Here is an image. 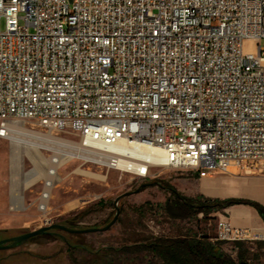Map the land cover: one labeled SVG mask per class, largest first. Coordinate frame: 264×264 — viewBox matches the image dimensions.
Instances as JSON below:
<instances>
[{
	"label": "built area",
	"instance_id": "built-area-1",
	"mask_svg": "<svg viewBox=\"0 0 264 264\" xmlns=\"http://www.w3.org/2000/svg\"><path fill=\"white\" fill-rule=\"evenodd\" d=\"M262 41L264 0H0V139L43 168L42 221L70 161L264 175ZM252 238L219 218L217 239Z\"/></svg>",
	"mask_w": 264,
	"mask_h": 264
},
{
	"label": "rangeland",
	"instance_id": "rangeland-1",
	"mask_svg": "<svg viewBox=\"0 0 264 264\" xmlns=\"http://www.w3.org/2000/svg\"><path fill=\"white\" fill-rule=\"evenodd\" d=\"M1 28H4L3 22ZM261 45L264 47V41ZM61 135L64 136V134ZM13 149L8 141L0 139V230H4L0 233L2 238L71 219H74L75 224L82 228L105 226L116 213L115 199L127 191L146 185L140 191L126 195L120 200L118 219L108 230L81 234L58 230L59 237L53 234L39 235L17 247L3 249L0 252V264H74L72 260L74 258L80 264H93V260L98 258L97 263L103 262L105 255L106 259L110 260L108 264H160L161 261L147 251L140 253L111 251L109 255L105 252L109 247L120 248L157 236L183 237L196 234L210 236L213 242H221L223 250L237 258V243L217 239L218 221L223 216V209L209 214L199 213L185 219H173L168 217L161 208V205L171 196V192L157 185L156 182L167 187L171 185L185 196L197 197L202 194L198 191L202 176L196 172L161 168L157 176L142 178L114 169H98L90 164L70 161L60 170V178L53 190L48 213L50 221L46 223L42 221L41 214L33 203L41 188V176L37 177L38 180L31 187L28 185L25 187L23 186L25 184L20 183L21 187L19 184L27 208L21 211H12L9 208ZM22 164L25 171L32 168L27 156H22ZM231 172L244 173L239 168L232 167L230 172L205 174L203 179L229 176ZM203 190L214 196L225 195L224 192L216 191L205 182ZM256 232L262 235L258 236ZM65 238H69L81 247L75 246L70 250ZM244 243L250 250L245 262L264 264V229L253 231V238L245 240ZM83 246L91 250H101L100 254L104 255L98 257L97 254L89 253Z\"/></svg>",
	"mask_w": 264,
	"mask_h": 264
},
{
	"label": "trees",
	"instance_id": "trees-1",
	"mask_svg": "<svg viewBox=\"0 0 264 264\" xmlns=\"http://www.w3.org/2000/svg\"><path fill=\"white\" fill-rule=\"evenodd\" d=\"M169 185V184H168ZM167 187V185H166ZM171 196L161 205L163 212L173 219H185L192 215L199 213L209 214L212 211L225 209L234 205H247L254 207L264 221V204L247 199V198H211L203 194L197 197H189L181 194L175 187ZM75 220H65L62 223L67 226L82 228L75 224ZM4 230H0V233ZM37 237V236H36ZM35 238V237H33ZM31 238V239H33ZM2 239V237H0ZM70 250L78 246L69 238H65ZM221 242H213L210 236L195 235V236H179V237H152L151 239L137 242L132 245H124L120 248L109 247L105 254L109 252L121 251L123 253H140L147 251L156 256L161 262L160 264H248L245 261L248 259L250 253L249 248L246 247L244 241H235L237 243L238 252L237 258L228 254L220 245ZM78 247H81L80 245ZM85 247V246H83ZM91 254H97L99 257L101 250H91L85 247ZM103 251V250H102ZM106 256V255H105ZM101 263L93 260V264H108L109 259ZM74 264H80L77 259H72Z\"/></svg>",
	"mask_w": 264,
	"mask_h": 264
},
{
	"label": "crops",
	"instance_id": "crops-1",
	"mask_svg": "<svg viewBox=\"0 0 264 264\" xmlns=\"http://www.w3.org/2000/svg\"><path fill=\"white\" fill-rule=\"evenodd\" d=\"M197 174L200 175L199 173ZM200 181L198 187L199 193L206 194L210 197L247 198L264 204V175L262 174L232 173L229 176L208 179H203L202 176ZM204 182L216 191L224 192L225 195L214 196L207 194L203 190ZM223 210L224 213L222 215L228 218L234 226L248 228L252 231H256L258 228L264 229V221L254 207L234 205Z\"/></svg>",
	"mask_w": 264,
	"mask_h": 264
},
{
	"label": "water",
	"instance_id": "water-1",
	"mask_svg": "<svg viewBox=\"0 0 264 264\" xmlns=\"http://www.w3.org/2000/svg\"><path fill=\"white\" fill-rule=\"evenodd\" d=\"M157 185L167 188L170 191H174V188L171 187H166L163 186L160 182H156ZM146 184H143L141 187L137 188L136 190L133 191H127L121 195H119L116 199H115V205H116V213L113 217V219L106 224L105 226L102 227H86V228H76V227H72V226H67L63 223L60 222H54V223H50L49 225L46 226H42L38 229H34L31 231H27V232H23L21 234L15 235V236H11V237H6V238H2L0 239V250L2 249H10V248H14L17 247L18 245L26 242L27 240L39 236V235H43V234H52V230H61V231H65V232H69V233H75V234H81V233H88V232H97V231H106L108 230L118 219L119 213H120V207H119V202L120 200L125 197L126 195H130L133 193H136L138 191H140V189Z\"/></svg>",
	"mask_w": 264,
	"mask_h": 264
},
{
	"label": "bare ground",
	"instance_id": "bare-ground-1",
	"mask_svg": "<svg viewBox=\"0 0 264 264\" xmlns=\"http://www.w3.org/2000/svg\"><path fill=\"white\" fill-rule=\"evenodd\" d=\"M19 141H20L19 137L15 136L13 139V144H12L14 149L12 151V156H11V175H12V190L20 199H22L23 192H22V189L20 188L21 186L20 183L25 184L23 186L27 187V185H30L34 183L35 181H37L38 180L37 177L42 176L44 174V170L43 168H41V166L35 165V167L30 169L29 171H26V172L23 171L22 156L30 155L32 158H34V155L32 153V149L29 146L28 147L24 146L21 143H19ZM150 154L151 152H142V155L146 159L152 160V156ZM40 161L43 162L45 161V159L40 158ZM84 173H89V172H84ZM257 230H260V228H258ZM256 234H258V236L262 235L259 232H256Z\"/></svg>",
	"mask_w": 264,
	"mask_h": 264
},
{
	"label": "flooded vegetation",
	"instance_id": "flooded-vegetation-1",
	"mask_svg": "<svg viewBox=\"0 0 264 264\" xmlns=\"http://www.w3.org/2000/svg\"><path fill=\"white\" fill-rule=\"evenodd\" d=\"M58 230H52V234L54 235V236H56V237H59L60 236V234L57 232ZM4 238H6V237H4ZM1 251H3V249L2 250H0V252Z\"/></svg>",
	"mask_w": 264,
	"mask_h": 264
}]
</instances>
